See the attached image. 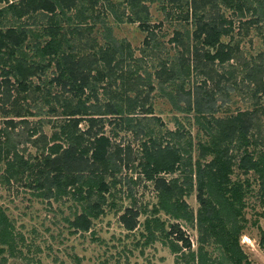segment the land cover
<instances>
[{"label":"trees","instance_id":"16d2710c","mask_svg":"<svg viewBox=\"0 0 264 264\" xmlns=\"http://www.w3.org/2000/svg\"><path fill=\"white\" fill-rule=\"evenodd\" d=\"M100 1L5 0L0 6V181L10 184L25 180L37 196L72 198L80 210L67 217L71 227L89 231L110 204L108 194L121 183L117 172L133 160L131 152L123 156L122 144L107 133L105 125L112 118L120 129L148 136L142 141L137 166L139 176L153 182L158 201L144 221L145 244L162 241L176 254V264L183 259L189 264H210L219 258L224 264H252L241 240L251 223L247 198L255 196L264 207V106L259 102L264 98V50L242 67V80L251 84L257 98L254 108L218 115L221 109L214 86L223 91L222 79L236 78L240 53L238 46L222 39L232 31L233 20L224 13L215 14L214 9L225 4L237 12L242 24H264V0H170L178 8L187 4L184 17L188 21L191 14L196 28L192 33L190 29L187 33L180 29L174 32L171 40L177 53L170 65L167 61L160 63L156 73L174 107L182 112L194 111L195 122L204 132V137L199 132L196 142L193 136L183 141L184 133L179 128L169 129L167 137L153 129L145 131L143 120L154 112L148 95L155 85L150 75L146 80L139 73L138 65L131 66L134 49L131 43L114 36L111 25L96 12ZM124 1L130 9L128 20L138 21L148 31L144 51L154 52L159 47L154 29L158 25H151L149 5L145 0ZM104 2L118 15L112 0ZM72 11L75 18L70 15ZM126 12L123 10L118 20L123 21ZM249 13L254 19H246ZM65 18L66 24L62 22ZM97 18L103 22L104 44L92 35ZM35 25H41V29ZM260 29L264 38V25ZM214 63L225 66L224 72L205 68ZM51 68L56 75L42 90L34 79L47 75ZM201 72L203 81L186 89V80ZM105 78H111L110 85L120 79L121 90L110 92L111 87L105 86L109 97L100 103L98 92ZM168 81L176 84L171 90L165 87ZM55 84L61 86L63 95L53 92ZM144 84L150 85L147 93ZM223 92L227 94V90ZM65 93L73 94L72 98L63 97ZM92 96L97 100L91 101ZM39 98L43 105H31ZM21 100L28 103L18 105ZM45 104H50L46 112L61 118L51 135L42 121L32 123L28 119L42 114ZM32 106L38 110H31ZM85 120L88 127L82 128ZM113 134L118 136V131ZM31 146L36 152L28 151ZM177 172L181 175L167 177ZM193 191L199 203L196 210L186 199ZM140 212L127 206L119 216L128 231L137 228ZM179 220L197 227V249ZM211 244L220 250L219 258H213L207 249ZM15 249L11 218L0 208V264H10L6 254Z\"/></svg>","mask_w":264,"mask_h":264},{"label":"rangeland","instance_id":"374dc122","mask_svg":"<svg viewBox=\"0 0 264 264\" xmlns=\"http://www.w3.org/2000/svg\"><path fill=\"white\" fill-rule=\"evenodd\" d=\"M112 1L118 15H122L123 10L126 9L127 12L123 21L118 20V15L108 9L109 6L104 0L97 4L96 12H99L98 14L102 15L106 23L111 25L114 36L131 43L135 56L131 61V66L134 68L138 65L139 73L145 79L147 77L146 80L149 79L150 75L151 81L155 85V88L148 95L153 103L154 112L148 114L147 118L143 120L145 131L153 129L157 135H166L167 137L169 129L179 128L184 133L183 141H187L193 136L196 142L199 138V132L202 130L195 122L194 111L182 112L177 110L162 91L161 80L156 73L161 66L160 63L167 61L170 65L177 53L178 49L175 42L171 40L174 32L180 29L183 33H187V29H190L192 33L196 28L195 20L191 14V20L187 21L184 17L187 4L178 8L171 4L170 0H145L150 9L151 25H158L154 29L157 32L159 47L149 54V50L144 51L146 48L145 37L148 31L141 27L138 21L131 22L128 20L130 9L124 0ZM88 4H90L89 0ZM3 5H5V0H0V6ZM181 9H184L183 14L180 13ZM216 12L224 13L227 19L233 20L232 31L228 35H224L222 39L225 42H231L235 47L238 46L240 53V61L237 60L239 66L235 72L236 78L227 80L225 77L222 79L221 86H224L222 90H227V94L221 91L217 85L211 84L212 81L208 82L211 87L214 86L217 89L216 97L219 99L218 105L221 109L218 115H227L236 113L237 110L254 108V102L257 98L253 95L251 84L242 80L244 76L242 67L246 66L244 62L253 61L254 57L264 50L263 32L260 29L264 24L262 22L259 24H242L237 12L225 4H221L219 9H214L215 14ZM73 13L74 11L70 12V15L72 16ZM72 17L75 18V16ZM246 19H254V15L249 13ZM96 20L97 23L92 35L96 37L98 43L104 44L103 22L98 18ZM62 22L65 23L68 20L65 18ZM35 26L41 29L39 27L41 25ZM194 41L193 38L192 42ZM126 62L128 63V60ZM202 66L201 64L200 69L203 68ZM210 67L217 69L218 73H222L226 69L225 66H218L216 63L205 68ZM53 69H49L48 74L42 78H35L34 84L41 85L42 90L46 89L47 82L56 75ZM218 73L215 74L216 77ZM204 77L202 72L200 75L194 74L186 80L185 88L188 89L196 83L200 84ZM110 81L111 78H105L100 82L101 87L98 92L100 103H104L109 97L104 91L105 86L111 87L110 92L121 90L120 79L112 85H110ZM165 85L168 90H171L176 84L168 81ZM143 88L147 93L146 90L148 91L150 85L144 84ZM205 88L207 89V87ZM52 90L58 95H63L61 86L58 84H55ZM131 93L134 94V92ZM64 95L63 97H69L68 99L73 96L71 93ZM86 96L87 93L81 97L85 98ZM91 98V101L97 100L95 96ZM53 102L61 110L60 103H56V99ZM259 102L264 106V98H261ZM26 103L28 100H21L18 105H25ZM30 103L31 105L38 103L40 106L43 105V99L32 100ZM49 107L50 104H45L44 109L41 110L42 114L28 116V119L32 123L42 121L44 130L48 135H51L55 129H58L56 123L61 118H56L53 114L46 112ZM31 110L36 111L38 107L32 106ZM110 119L112 118L107 119L105 125L107 133L113 135L114 140L122 144L123 156L131 152L130 155L133 160L131 159L130 166L123 164L122 170L117 172V177L121 178V183L112 189V194H108L110 204H107L105 213L94 220L89 231H75L71 227L67 217H73L74 212L80 210V206L72 198L64 197L57 200L37 196L34 194V190L26 186L25 180L13 181L10 184L0 181V208L4 209L11 218L16 237L15 252L6 254L10 264H176V254L162 241L155 240L145 244L147 238L144 221L150 215L147 213L152 212L154 204L158 201L153 182L145 179L142 175L139 176V166H137L138 157L142 153V141L148 139V136L137 135L129 129H120V125L112 123L114 120L111 122ZM80 125L82 128H86L88 122L85 120ZM114 130L118 131V136H114ZM201 135L204 137V132H201ZM28 151L34 153L36 148L31 146ZM194 154L195 157L198 155L197 150ZM2 170L0 165V173ZM176 175H181V173L167 174V177L171 178ZM108 179L111 180L112 177L110 176ZM186 199L193 209L196 210L199 207L196 191L186 196ZM247 200L249 205L246 210L247 217L251 219V223L242 235L241 243L252 264H264V244L261 243L262 231H264V214H261V211L264 210V207H260L255 196H250ZM127 206H134L135 209L141 211L139 224L134 231H128L119 219ZM161 216L165 219L168 218V215L163 212ZM179 222L193 241V248L197 249L199 246L197 227L184 220H179ZM207 247L212 252L213 258L220 257V250L214 244L207 245ZM211 262L210 264H224L220 258ZM180 264L189 263L183 259Z\"/></svg>","mask_w":264,"mask_h":264}]
</instances>
